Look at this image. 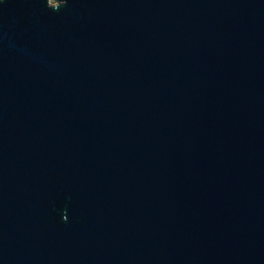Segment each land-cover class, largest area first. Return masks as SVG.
I'll list each match as a JSON object with an SVG mask.
<instances>
[{
  "label": "water",
  "instance_id": "1",
  "mask_svg": "<svg viewBox=\"0 0 264 264\" xmlns=\"http://www.w3.org/2000/svg\"><path fill=\"white\" fill-rule=\"evenodd\" d=\"M0 264H264V0H0Z\"/></svg>",
  "mask_w": 264,
  "mask_h": 264
}]
</instances>
